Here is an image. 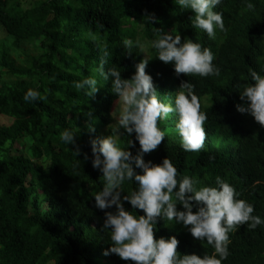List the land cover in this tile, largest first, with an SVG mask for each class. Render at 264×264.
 <instances>
[{
    "label": "trees",
    "instance_id": "16d2710c",
    "mask_svg": "<svg viewBox=\"0 0 264 264\" xmlns=\"http://www.w3.org/2000/svg\"><path fill=\"white\" fill-rule=\"evenodd\" d=\"M252 3L254 10L246 5ZM225 31L210 40L191 25V9L181 11L174 0H0V114L11 119L0 125V264H135L115 254L108 230L102 229L110 209L95 207L94 194L102 188V173L91 164L90 141L112 134L118 96L112 77L103 69L115 67L130 79L146 53L126 54L125 39L146 44L150 74L157 96L171 103L182 81L191 82L204 123V148L185 152L175 130L178 115L169 113L157 125L165 137L144 160L159 164L168 157L178 179L196 177L215 186L217 176L253 206L264 219V127L236 105L244 103L240 90L252 82L250 71L264 75V0H222ZM145 15H154L152 24ZM172 32L199 42L213 54L219 69L214 77L177 76L171 63L155 56L149 42L161 32ZM107 52V55H105ZM86 76L98 80L89 97L72 87ZM33 88L45 99L24 102ZM65 129L76 133V144L59 140ZM119 146L135 155V132L118 130ZM79 148V155L73 151ZM85 153L88 159H84ZM136 171H140L136 169ZM135 185L125 181L121 196ZM194 204L193 211H197ZM123 206L133 215L129 202ZM178 210L183 206L177 203ZM154 239L175 236L181 254L211 255L212 247L192 237L182 224L158 219ZM229 255L222 264H264V227L246 224L229 234Z\"/></svg>",
    "mask_w": 264,
    "mask_h": 264
},
{
    "label": "clouds",
    "instance_id": "9594fccd",
    "mask_svg": "<svg viewBox=\"0 0 264 264\" xmlns=\"http://www.w3.org/2000/svg\"><path fill=\"white\" fill-rule=\"evenodd\" d=\"M174 3L181 11H194L195 15L190 18L192 27L201 30L210 40L215 39L217 31H225L222 13L214 11L222 0H174ZM246 7L254 10L252 3ZM156 19L154 15H145L144 23L152 24ZM149 46L155 50L154 57L173 65L177 76L181 73L199 77L219 75V69L213 64L212 52L191 39L181 43L179 33L173 36L172 32L162 31L149 42ZM123 47L126 54L137 51L146 53V57L135 65L130 79H123L121 71L115 67L105 71L103 60L99 70L104 81L113 78L111 91L118 96L112 115L115 118L112 134L90 141L92 167L102 173V188L94 194L95 207L104 210L115 206L114 212H105L101 226L108 230L111 242L103 254H115L121 260L135 264H222L229 255V234L244 224L248 229L264 227V219L254 215L253 206L240 199V193L219 176L215 179V186L204 185L196 177L178 179L177 167L168 157L159 164L144 160V154L155 150L166 136L157 122H163L172 112L178 115L175 130L180 137L181 148L185 152L201 151L207 116L201 111L193 84L188 81L181 82L171 103L164 102L167 98L157 96L153 79L145 71L148 60L152 58L146 46L139 40L125 39ZM249 75L253 83L239 89L244 103L237 104L236 110L250 114L264 127V75L256 71H250ZM97 84L95 77L86 76L73 81L72 87L78 93L83 91L91 97L97 91ZM22 99L28 103L43 101L45 97L29 88ZM119 129L129 135L135 132L139 143L135 155L128 150L131 140L127 141L126 148L119 146ZM75 138L76 133L70 129L59 135V140L69 146L76 144ZM79 151L77 148L73 152L79 155ZM84 159H88L86 153ZM125 181H131L135 187L122 197ZM125 201L130 203L132 210L139 209L144 214L133 215L123 206ZM193 201L198 206L195 212ZM177 203L183 206V210L177 209ZM158 219L166 225L187 227L193 238L202 242L206 240L213 249L212 254L181 255L177 251L179 241L175 236L154 239L153 229Z\"/></svg>",
    "mask_w": 264,
    "mask_h": 264
},
{
    "label": "rangeland",
    "instance_id": "374dc122",
    "mask_svg": "<svg viewBox=\"0 0 264 264\" xmlns=\"http://www.w3.org/2000/svg\"><path fill=\"white\" fill-rule=\"evenodd\" d=\"M24 2V0H22ZM33 1V0H31ZM3 37L1 34H0V38ZM146 46V48L148 47L146 44H144ZM146 57V55H145ZM11 122V119H9L8 117L4 116V115H1L0 114V125L1 124H9Z\"/></svg>",
    "mask_w": 264,
    "mask_h": 264
}]
</instances>
